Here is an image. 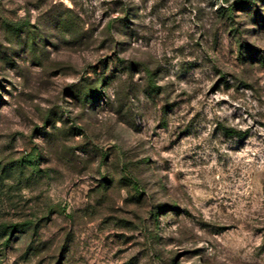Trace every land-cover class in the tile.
Masks as SVG:
<instances>
[{"label": "rangeland", "instance_id": "1", "mask_svg": "<svg viewBox=\"0 0 264 264\" xmlns=\"http://www.w3.org/2000/svg\"><path fill=\"white\" fill-rule=\"evenodd\" d=\"M0 264H264V0H0Z\"/></svg>", "mask_w": 264, "mask_h": 264}, {"label": "trees", "instance_id": "2", "mask_svg": "<svg viewBox=\"0 0 264 264\" xmlns=\"http://www.w3.org/2000/svg\"><path fill=\"white\" fill-rule=\"evenodd\" d=\"M25 27V24H21L20 26H17L16 24H8V28L10 30V32L12 34H17L18 32H21ZM101 96L100 95H97L95 96L94 98V102H97L98 100H100ZM228 132V131H227ZM229 132H233V131H229Z\"/></svg>", "mask_w": 264, "mask_h": 264}]
</instances>
